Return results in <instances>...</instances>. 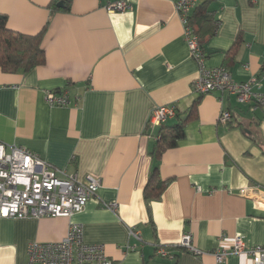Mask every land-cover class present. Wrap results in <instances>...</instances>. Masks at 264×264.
Returning <instances> with one entry per match:
<instances>
[{
    "label": "crops",
    "instance_id": "1",
    "mask_svg": "<svg viewBox=\"0 0 264 264\" xmlns=\"http://www.w3.org/2000/svg\"><path fill=\"white\" fill-rule=\"evenodd\" d=\"M52 1L0 0L7 29L26 35L44 29L45 53V63L27 72L0 69V142L79 180L99 179L95 197L71 219L82 225L84 243L103 246L112 264H215L214 252L239 236L246 247H264V113L226 93L192 92L199 66L176 12L179 0H122L131 9L117 13L106 8L119 0H71L65 11L54 10ZM210 10L219 30L205 45L203 67L223 68L239 84L255 77L252 90L264 95V76L258 78L264 0H211ZM47 92L65 95L67 105H48ZM166 105L175 116L148 126L150 113ZM223 110L231 116L224 124ZM191 112L184 138L158 164L168 185L146 206L143 190L160 130ZM69 222L0 218V264H27V245L60 242ZM129 229L139 232V242ZM185 233L203 255L173 247ZM158 248L172 256L159 257ZM222 264L252 262L228 255Z\"/></svg>",
    "mask_w": 264,
    "mask_h": 264
},
{
    "label": "built area",
    "instance_id": "2",
    "mask_svg": "<svg viewBox=\"0 0 264 264\" xmlns=\"http://www.w3.org/2000/svg\"><path fill=\"white\" fill-rule=\"evenodd\" d=\"M255 1V0H254ZM197 0H179L176 12L184 26V38L192 58L199 66L198 77L192 83V92L196 96L219 92L234 97L240 105H247L251 112L260 108L264 113V95L253 92L259 80L251 78L247 83L239 84L231 79L223 68L205 69L204 57L193 34L188 18ZM109 13L125 12L131 6L122 0L107 6ZM50 106H65V95L54 92L45 94ZM175 116L172 105L155 108L149 115L147 124L159 127ZM230 113L223 110L219 123H227ZM99 179L86 175L79 180L74 173L56 169L30 151L0 142V218L39 219L43 217H64L70 222L65 237L58 243H36L27 245V264H112L104 254L103 246L88 245L83 241V227L71 222L72 217L81 213L85 205L95 197L99 188ZM247 195V189L240 192ZM113 210L115 205H105ZM129 237L137 242L141 240L139 232L128 230ZM186 253L199 257L203 251L193 245L192 235L185 233L178 245ZM131 249H134L131 247ZM156 254L161 258L172 256L169 249L158 248ZM228 255L248 257L252 264H264V247H246L243 237H235L229 249L214 252L215 264H222Z\"/></svg>",
    "mask_w": 264,
    "mask_h": 264
},
{
    "label": "trees",
    "instance_id": "3",
    "mask_svg": "<svg viewBox=\"0 0 264 264\" xmlns=\"http://www.w3.org/2000/svg\"><path fill=\"white\" fill-rule=\"evenodd\" d=\"M71 0H62V7L55 8L57 2H51L54 10L65 11L69 8ZM211 0H207L196 6L192 15L188 18L189 26L198 40V46L205 58V45L214 37L219 30V20L215 13L210 10ZM4 17L0 15V69L4 73L27 72L45 63V53L41 47L44 33L41 31L36 35H26L7 29L3 25ZM239 39V38H238ZM236 40L230 51L237 48L239 41ZM264 76V63L260 68L258 78ZM249 110V107H248ZM193 119L192 112L186 119H177L173 125L163 127L150 153L154 167L148 176L143 190V200L146 206L160 199L163 191L168 185V180H163L159 174V161L162 155L177 147L185 136V128Z\"/></svg>",
    "mask_w": 264,
    "mask_h": 264
},
{
    "label": "water",
    "instance_id": "4",
    "mask_svg": "<svg viewBox=\"0 0 264 264\" xmlns=\"http://www.w3.org/2000/svg\"><path fill=\"white\" fill-rule=\"evenodd\" d=\"M57 7H58V8H61V7H62V2H59V3L57 4Z\"/></svg>",
    "mask_w": 264,
    "mask_h": 264
}]
</instances>
